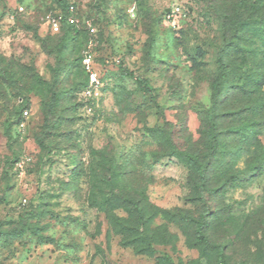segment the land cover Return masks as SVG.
<instances>
[{"label": "rangeland", "instance_id": "obj_1", "mask_svg": "<svg viewBox=\"0 0 264 264\" xmlns=\"http://www.w3.org/2000/svg\"><path fill=\"white\" fill-rule=\"evenodd\" d=\"M69 3L76 35L43 21ZM220 259L264 264V0H0V264Z\"/></svg>", "mask_w": 264, "mask_h": 264}, {"label": "built area", "instance_id": "obj_2", "mask_svg": "<svg viewBox=\"0 0 264 264\" xmlns=\"http://www.w3.org/2000/svg\"><path fill=\"white\" fill-rule=\"evenodd\" d=\"M15 11L18 14L25 13V9L21 5L18 6ZM131 12L132 10H130V13ZM172 14H174V12H172ZM172 14H166V19L169 20ZM131 15L133 16V12ZM43 21L55 31H60L62 25L76 28L79 24L75 15V7L72 3L67 4L64 10L49 11L44 15ZM85 28L91 36L95 37L96 30L92 23L86 22ZM95 47L96 44L93 43V40H90L81 57V66L87 79V84L82 91V97L89 106L94 105V103L100 99L105 88V82L102 80L101 72L96 65Z\"/></svg>", "mask_w": 264, "mask_h": 264}, {"label": "trees", "instance_id": "obj_3", "mask_svg": "<svg viewBox=\"0 0 264 264\" xmlns=\"http://www.w3.org/2000/svg\"><path fill=\"white\" fill-rule=\"evenodd\" d=\"M65 6H66L65 4L61 5V9L64 10ZM65 27L67 29H72L71 32H73L75 35L78 33L75 28L67 27L65 25H62L61 30H64ZM63 37L67 38L66 34ZM231 45L234 48L237 47V45H235L234 43H231ZM238 49H239V46H238ZM80 65H81V59H80ZM232 68H233V65L231 64V62H230V65L229 64H225V63H221L220 67L218 69V72L216 74L215 83L218 85V89H219L218 91H220L221 94H222V97H220L221 99L218 98L219 101L220 100L229 99L228 96H227L228 95V90H233L235 93H237L240 90V87L242 85L241 84L242 81L240 80L241 79L240 76L239 77L232 76V74H231ZM229 69H230V75L228 74ZM82 70H83V68H82ZM244 70L247 73V77L245 78V81H248L250 83L254 82L255 81L254 78H253L254 70L249 69L248 66H246L244 68ZM83 73H84V70H83ZM84 77H85V85L83 86V89L85 88V86L87 84V79H86L85 73H84ZM222 83L224 84V88H220L219 87V85H221ZM228 83H230V86H227ZM236 129L237 128H235V130ZM217 136H218V134L213 131L212 132V136H211V143L213 145V149L214 150L217 149V147H218V138H217ZM218 156H219V154H213L214 158L218 157ZM190 159L193 161V163H195V166H197V172H198V175H199V179L201 181V185L199 186V191H200L199 195L203 197L204 193L206 192L205 187H204V183H205V176H204L205 172L204 171H205V168H207V164H205V163L202 164V163H200L198 161H195L193 157H190ZM208 214H209V211L208 210L205 211L202 214L201 220L195 222L196 239L201 244H207V242H208L206 236L203 233V229L206 226V223L203 220V218L208 216ZM150 253H152V250L149 247L148 250H146V252H143L142 254H147L148 255ZM222 253H223V251H222V249H220L219 250V257H222ZM169 262H171V261L169 260ZM220 262L222 264H226L222 259H220ZM238 264H243V263H238Z\"/></svg>", "mask_w": 264, "mask_h": 264}]
</instances>
